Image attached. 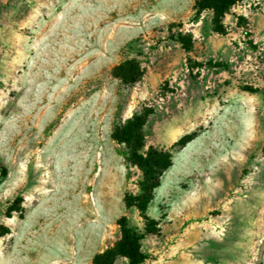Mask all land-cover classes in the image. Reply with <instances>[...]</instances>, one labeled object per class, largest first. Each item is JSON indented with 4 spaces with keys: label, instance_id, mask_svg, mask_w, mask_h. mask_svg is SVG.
I'll return each mask as SVG.
<instances>
[{
    "label": "rangeland",
    "instance_id": "rangeland-1",
    "mask_svg": "<svg viewBox=\"0 0 264 264\" xmlns=\"http://www.w3.org/2000/svg\"><path fill=\"white\" fill-rule=\"evenodd\" d=\"M195 2L0 0V264H92L121 217L141 264H264V0ZM142 109L160 175L112 137Z\"/></svg>",
    "mask_w": 264,
    "mask_h": 264
},
{
    "label": "trees",
    "instance_id": "trees-1",
    "mask_svg": "<svg viewBox=\"0 0 264 264\" xmlns=\"http://www.w3.org/2000/svg\"><path fill=\"white\" fill-rule=\"evenodd\" d=\"M235 1L196 0L195 7L198 13L212 11L216 16H222ZM142 74L141 62L135 58L126 59L112 69L113 77L121 80L126 85H134L140 80ZM147 114L146 109L135 113L130 119L115 127L112 137L119 145L127 149L129 158L133 163L142 165L152 174L159 173L160 175V172L167 170L171 166V161L167 154L157 152L151 148L147 151L144 150L142 126ZM0 176H6V169L2 166H0ZM155 187L156 185H153L147 191L151 192ZM146 197H150V194H146ZM146 197L125 199L126 207L134 206L144 211L148 203ZM118 227L120 231L119 241L103 252L96 254L92 259V264H115L118 258L126 259L129 264H141L144 262L145 258L140 251V236L137 229L130 226L125 217H121L118 220Z\"/></svg>",
    "mask_w": 264,
    "mask_h": 264
}]
</instances>
